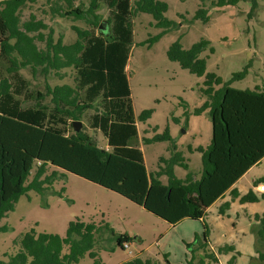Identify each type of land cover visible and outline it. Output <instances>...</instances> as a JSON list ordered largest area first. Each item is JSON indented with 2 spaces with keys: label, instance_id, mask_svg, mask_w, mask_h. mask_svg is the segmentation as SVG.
<instances>
[{
  "label": "trees",
  "instance_id": "16d2710c",
  "mask_svg": "<svg viewBox=\"0 0 264 264\" xmlns=\"http://www.w3.org/2000/svg\"><path fill=\"white\" fill-rule=\"evenodd\" d=\"M25 1H0V223L21 196L30 191L45 194L68 171L128 198L170 225L184 219L202 221L204 237L196 238L198 247L187 263L221 264V252L235 248L212 249L204 216L264 158V88L233 87L234 81L246 77L247 67L225 81L207 70L209 56H201L214 52L209 40L201 39L185 49L178 38L168 48V58L205 77L201 92L206 100L195 114L209 111L212 138L206 147L190 148L202 154V169L200 176L190 171L185 178L176 176L175 167L189 169V165L169 131L145 138L147 144L173 142L170 157L162 156L158 170L149 172L140 146L127 65L134 43V17L149 13L161 29L145 41L151 45L177 25L165 15L168 4L162 0H87L83 8L61 13L86 23L84 27L73 25L76 39L66 42L65 34L55 37L54 28L34 13L24 20ZM250 1L253 13L258 0ZM239 2L214 0L213 4L222 8ZM102 8L108 11L105 20ZM196 20L209 22L204 4L189 22ZM25 69L59 80L73 76V82L52 85L47 81L42 90L35 89L24 76ZM152 113L153 109L144 110L139 120H148ZM76 120L82 122L79 131L73 124ZM261 182L264 177L255 180L254 186ZM230 193L242 203L259 200L254 189L242 195L233 188ZM255 218L263 246L257 258L264 264V212ZM7 229L0 224V232ZM105 230L122 249L133 239L128 233H116L109 223L77 219L69 223L65 236L37 233L34 228L23 233L15 240L16 252L5 253L0 264H80L86 255L92 264H105L96 249L104 241ZM165 262L175 264L167 256ZM122 264L162 262L135 256Z\"/></svg>",
  "mask_w": 264,
  "mask_h": 264
},
{
  "label": "rangeland",
  "instance_id": "374dc122",
  "mask_svg": "<svg viewBox=\"0 0 264 264\" xmlns=\"http://www.w3.org/2000/svg\"><path fill=\"white\" fill-rule=\"evenodd\" d=\"M2 1V0H0ZM134 1V0H132ZM168 4L166 17L176 22V27L163 35L159 41L149 45L145 41L161 32L154 25L155 20L149 13L141 12L134 17V43L127 65L131 97L137 118L140 146L144 151L149 172H155L162 156L170 157L169 140L145 143L166 130L172 136L178 149L183 152L189 169L175 167L176 176L185 178L188 172L200 175L202 154L191 151L192 147H206L212 138V122L209 111L195 114L206 97L201 88L205 77H199L182 68L176 61L168 58L170 45L181 38L183 48L189 49L201 39L211 42L213 53L204 52L207 70L216 72L225 81L231 80L235 72L248 68V74L232 83L239 89L264 88V0H258V7L251 13L252 2L240 0L237 5L222 8L214 6V0H162ZM87 0H27L23 3V19L34 13L54 28V35L63 33L66 42L76 39L73 25L86 26L83 20L74 16H61L74 7H84ZM205 5L209 9L210 20L189 22L197 9ZM78 6V7H77ZM100 13L105 20L106 8ZM48 31V29H47ZM144 43V44H142ZM72 70H68L71 74ZM24 76L31 81V87L43 89L47 81L72 83L73 76L63 80L48 76L43 72L34 74L23 70ZM153 109L146 121L139 120L144 110ZM57 180L45 194L30 191L20 197L15 209L3 218L1 225L8 227L0 232V258L5 253H15V240L32 228L37 233L49 232L65 236L69 223L73 220L96 223H109L116 233H128L133 239L129 246L122 249L115 237L105 230L104 241L96 249L105 264H122L135 257H149L165 262V256L175 264H188L194 248L198 247L196 238L203 239L202 221L184 220L180 225H170L163 218L137 205L128 198L87 180L72 172ZM264 176V160L246 174L236 184L241 194L254 187V179ZM162 180L167 183V177ZM63 188L65 190L63 191ZM257 202L242 203L227 193L206 212L210 241L215 250L232 245L234 250H225L219 255L224 264H256L258 250L263 246L258 231L260 223L257 214L264 212V193L255 190ZM229 206H225L226 203ZM189 244H193L190 246ZM86 255L80 264H92Z\"/></svg>",
  "mask_w": 264,
  "mask_h": 264
},
{
  "label": "crops",
  "instance_id": "0c3cea01",
  "mask_svg": "<svg viewBox=\"0 0 264 264\" xmlns=\"http://www.w3.org/2000/svg\"><path fill=\"white\" fill-rule=\"evenodd\" d=\"M190 148H193V149H195V148H197V147H192V146H190ZM264 160V158L261 160V162L259 163V164H262V161ZM259 164H257V165H254L253 167H251L242 177H244L246 174H248L249 172H251V171H253L254 169H255V167L256 166H258ZM200 176V175H199ZM242 177L240 178V179H242ZM262 177H264V176H262ZM262 177H256L255 179H254V181L255 180H258V179H260V178H262ZM239 179V180H240ZM238 180V181H239ZM238 181L230 188V190H228L221 198H223L227 193H230V191L233 189V188H235V189H237V187H236V184L238 183ZM261 183H264V182H261ZM260 184V183H259ZM258 184V185H259ZM255 187V186H254ZM238 190V189H237ZM258 191V189H257V186H256V189H254V191ZM239 191V190H238ZM240 192V191H239ZM241 193V192H240ZM243 195V194H242ZM221 198H219L215 203H217ZM214 203V204H215ZM184 220H191V219H184ZM184 220H182L181 222H179V223H177L176 225H180V224H182V222L184 221ZM195 221H198V220H195ZM176 225H173V226H176ZM209 243H210V245H211V247H212V249H214L215 250V247H214V245L212 244V242L210 241V237H209ZM216 251V250H215ZM257 256H258V254H257ZM259 261L257 260V262H256V264H259L258 263ZM220 263L221 264H224L223 262H222V260L220 259Z\"/></svg>",
  "mask_w": 264,
  "mask_h": 264
},
{
  "label": "water",
  "instance_id": "95a60500",
  "mask_svg": "<svg viewBox=\"0 0 264 264\" xmlns=\"http://www.w3.org/2000/svg\"><path fill=\"white\" fill-rule=\"evenodd\" d=\"M101 27H102V24L100 25ZM73 124H74V126H75V129L77 130V131H79L81 128H82V122L81 121H74L73 122Z\"/></svg>",
  "mask_w": 264,
  "mask_h": 264
},
{
  "label": "built area",
  "instance_id": "2783aa9c",
  "mask_svg": "<svg viewBox=\"0 0 264 264\" xmlns=\"http://www.w3.org/2000/svg\"><path fill=\"white\" fill-rule=\"evenodd\" d=\"M257 189L258 191L264 193V183H260L258 186H257ZM129 244L126 245V247H128Z\"/></svg>",
  "mask_w": 264,
  "mask_h": 264
}]
</instances>
